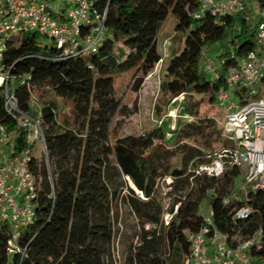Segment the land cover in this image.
<instances>
[{
  "label": "trees",
  "instance_id": "obj_1",
  "mask_svg": "<svg viewBox=\"0 0 264 264\" xmlns=\"http://www.w3.org/2000/svg\"><path fill=\"white\" fill-rule=\"evenodd\" d=\"M256 3L264 7V0ZM95 8L105 15L101 43L94 51L62 57L55 44L41 45L43 37L37 33H18L7 43L2 62L15 81L21 109L38 116L29 100L34 91L49 88L71 103L74 118L73 126L64 124V131L49 133L43 127L47 161L32 157L28 164L37 181L33 216L18 230V250L10 249L12 228L0 224V264H115L121 203L137 220L129 264H182L189 253L188 233L204 224L203 199L213 225L230 246L257 236L247 252L251 262L264 264V190L225 204L223 199L235 190L233 183L242 171L226 163L219 177L196 172L231 145L213 117L195 113V119L180 120L169 146L162 125L119 137L113 124L115 116L131 112L116 94L118 79L128 74L131 91H140L161 59L157 35L169 14L182 38L166 65L162 92L168 100L188 93L215 104L226 67L235 61L231 53L244 55L254 45L249 13L217 16L205 11L197 17L200 0H96ZM90 29L83 26L81 36ZM228 38L231 51L221 54L219 78L209 81L202 71V52ZM40 118L43 126L56 123V104L44 105ZM0 122L15 129L1 95ZM15 142L17 151L26 146L22 132ZM181 143L185 147L180 152ZM70 152L67 166H50L55 156ZM164 179L168 182L161 197L157 182ZM163 198L170 201L169 208ZM244 205L249 214L239 218L236 212Z\"/></svg>",
  "mask_w": 264,
  "mask_h": 264
},
{
  "label": "built area",
  "instance_id": "obj_2",
  "mask_svg": "<svg viewBox=\"0 0 264 264\" xmlns=\"http://www.w3.org/2000/svg\"><path fill=\"white\" fill-rule=\"evenodd\" d=\"M95 1L0 0V95L3 109L15 124V129L9 130L0 122V224L5 223L13 230V239L9 241L11 250H18L15 245L18 230L33 216L37 181L28 164L32 157L43 156L47 161V154L42 120L21 109L14 91L15 81L2 62L7 43L18 33H37L55 44L62 57L94 51L101 43L105 15V11L103 14L97 12ZM247 1L200 0L196 16L205 11L217 16L247 13ZM252 13L256 14L251 21L255 26L254 45L244 55L231 53L235 61L226 67L222 85L215 93V105L223 113L218 123L221 136L231 145L215 153L210 162L196 170L219 177L228 163L242 171L243 184L223 199L225 204L239 200L240 196L246 198L249 192L264 190V7L255 6L249 18ZM83 26L91 29L81 36ZM223 63L224 59L220 66ZM202 71L212 72L214 79L219 78V73L206 59ZM183 96L172 101L181 102ZM18 132L23 133L26 144L21 151L15 149ZM37 141L40 147L34 145ZM36 149H41L39 156L35 155ZM248 214L246 205L236 212L239 218H246ZM210 215L208 210L204 224L187 235L186 264H251L247 251L257 242V236L232 247L227 236L215 228Z\"/></svg>",
  "mask_w": 264,
  "mask_h": 264
},
{
  "label": "rangeland",
  "instance_id": "obj_3",
  "mask_svg": "<svg viewBox=\"0 0 264 264\" xmlns=\"http://www.w3.org/2000/svg\"><path fill=\"white\" fill-rule=\"evenodd\" d=\"M248 9L253 12L257 3L255 0L247 1ZM246 10L247 13L250 10ZM256 18V14L250 15V21ZM175 18L169 14L165 21L161 24L160 30L157 35V47L160 53L161 59L155 65L154 69L145 77L143 85L138 93L132 92L130 89L131 79L129 75H123L118 79L116 85V94L120 101L130 107L131 112L126 116H115L113 124L115 125V134L119 137L128 134H143L162 125L165 132V144L170 145L171 131L175 129L176 124L185 118L195 119V113L206 114L213 117L217 124L222 119L223 113H220L221 109L215 104H209L207 98H201L196 94H184L181 102H173L168 100L161 89L162 83L166 79V65L172 57L174 50L180 45L182 34L174 31ZM49 40L42 38L41 45H49ZM174 49V50H173ZM226 51H231L229 38L212 43L205 47L203 50L202 64L204 59L210 61L215 69V72L220 71V62L223 59V54ZM207 80L212 81L214 79V73L204 72ZM12 79V83H13ZM136 101V109L133 110V103ZM50 102H53L57 106V122L43 126L47 132H60L66 130L64 124L73 126L74 112L70 102L57 97L49 88H43L36 90L32 93L29 100L30 110L40 117V111L42 107ZM37 147L41 145L40 141L34 143ZM36 147V148H37ZM185 143L179 145V151H183ZM41 149H36L35 155L39 156ZM72 160V153L68 156L57 158L55 156V162H50L53 168L56 164V168H62L67 166ZM168 179L158 180L157 190L160 196L163 197L165 185ZM243 184V176H239L233 183L232 189L238 188ZM165 208H169L170 201L167 198H163ZM200 212L203 215L208 213V203L206 199L200 204ZM167 217V215H166ZM137 220L131 213L128 206L121 203L119 211V219L116 223L118 233L114 243V256L115 264H129V257L131 255L130 245H135V237L133 233L138 230L136 227ZM257 264L252 261L251 264ZM182 264H186L184 259Z\"/></svg>",
  "mask_w": 264,
  "mask_h": 264
},
{
  "label": "crops",
  "instance_id": "obj_4",
  "mask_svg": "<svg viewBox=\"0 0 264 264\" xmlns=\"http://www.w3.org/2000/svg\"><path fill=\"white\" fill-rule=\"evenodd\" d=\"M253 264H255V263H253Z\"/></svg>",
  "mask_w": 264,
  "mask_h": 264
},
{
  "label": "bare ground",
  "instance_id": "obj_5",
  "mask_svg": "<svg viewBox=\"0 0 264 264\" xmlns=\"http://www.w3.org/2000/svg\"><path fill=\"white\" fill-rule=\"evenodd\" d=\"M132 185V184H131Z\"/></svg>",
  "mask_w": 264,
  "mask_h": 264
}]
</instances>
